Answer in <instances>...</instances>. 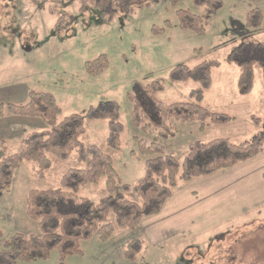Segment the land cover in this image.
<instances>
[{"label":"rangeland","instance_id":"obj_1","mask_svg":"<svg viewBox=\"0 0 264 264\" xmlns=\"http://www.w3.org/2000/svg\"><path fill=\"white\" fill-rule=\"evenodd\" d=\"M113 1L109 8L85 4L81 10V0H0V156L18 152L22 137L47 128L40 118L13 115L4 108L8 103H27L30 92L51 93L61 108L58 120L79 114L86 131L82 142L107 153L124 184L134 185L144 175L147 157L139 153L134 135L146 142L156 139L166 154L182 162L194 141L227 138L240 143L264 132L261 70L254 69L253 88L243 93L233 57L236 48H247L252 54L256 45L264 44V0H221L222 7L201 36L177 25L178 9L204 13L191 0ZM254 7L262 11L263 22L257 29H248L245 16ZM152 28L162 32L155 34ZM102 54L107 67L91 71L89 63ZM209 58L220 65L212 70L211 85L197 102L189 93L198 83L172 81L168 74L177 64L192 67ZM152 82L160 83L156 97L165 104L198 103L234 120L207 121L200 129V122L171 119L176 134L167 140L158 137L154 126L141 132L132 126L130 97ZM102 99L115 100L120 107L123 133L118 150L106 144L107 122L86 117L88 108ZM50 158L43 178L36 174L35 162L20 160L10 186L0 190V249L14 232L39 233L37 222L26 212L29 190L57 188L67 169L85 167L76 151L67 160ZM263 166L264 150L253 160L204 178L200 186L194 182L200 195L195 199L192 194L188 202L183 199L182 210L162 211L144 219L136 230L115 228L106 242L93 235L81 241L82 253L67 256L64 264H264ZM210 188H214L212 195ZM78 195L96 204L106 195L104 179L82 186ZM125 196L136 199L131 193ZM108 221L113 222L112 215ZM133 238L142 247L128 258L124 249ZM17 264H59L58 253L52 250L47 258Z\"/></svg>","mask_w":264,"mask_h":264},{"label":"trees","instance_id":"obj_2","mask_svg":"<svg viewBox=\"0 0 264 264\" xmlns=\"http://www.w3.org/2000/svg\"><path fill=\"white\" fill-rule=\"evenodd\" d=\"M175 4L177 0H170ZM204 13L199 15L188 9L176 10L179 29L196 35H203L210 18L222 7L221 0H191ZM81 10L85 4L100 8H109L113 0H81ZM263 22L262 11L251 8L245 16V26L257 29ZM153 33L162 30L152 28ZM257 49V50H256ZM251 54L247 48H236L233 57L239 66L238 86L243 93H250L254 84V69L261 70L264 80V44L253 48ZM105 55H100L89 63L91 71H102L107 67ZM217 59L209 58L189 67L177 64L169 71V79L177 82L192 80L199 87L190 91L197 102L203 99L204 91L212 82V70L219 67ZM160 83L152 82L130 97L132 105V126L146 131L154 126L162 140L173 138L176 130L169 124L171 119L180 122H200V129L209 121L225 124L233 117L211 112L198 103H163L156 93L161 90ZM150 108L147 109L145 105ZM6 111L17 116L37 117L43 120L47 128L32 131L23 137V145L18 152L0 156V190L10 186L12 173L20 160L35 162L36 174L44 177L51 166V156L58 160H67L73 151L77 160L84 162V168H69L60 177V186L53 189H31L26 198L27 215L37 222L38 234L24 235L14 232L2 243L0 264H17L37 258H47L52 250L58 253L59 264L69 255L81 254L80 243L97 235L106 242L115 228L136 230L146 218L159 215L166 202L171 198L178 182H189L195 178L207 177L220 170L229 169L239 163L255 158L264 150V132L240 143L227 138H215L207 142L194 141L188 145L187 153L178 161L166 154L163 145L154 139L146 142L134 135L138 151L147 158L144 161V175L134 184L121 182L113 168L111 157L95 144L86 146L81 137L85 134L83 118L79 114H69L58 120L61 108L56 98L48 92H30L25 104L4 106ZM3 105L0 104V117ZM152 110V111H151ZM151 112L154 114L152 116ZM89 120L107 122L106 144L115 150L122 145L123 125L120 121L119 104L112 99H102L96 106L86 111ZM257 120V119H256ZM104 179L106 195L96 204L79 196V189L86 184H98ZM131 193L136 199L125 194ZM109 215L113 222L108 221ZM139 239H131L124 249L126 257H135L141 250Z\"/></svg>","mask_w":264,"mask_h":264},{"label":"crops","instance_id":"obj_3","mask_svg":"<svg viewBox=\"0 0 264 264\" xmlns=\"http://www.w3.org/2000/svg\"><path fill=\"white\" fill-rule=\"evenodd\" d=\"M22 139H23V137H22ZM255 158H253V159H255ZM253 159H251V160H253ZM247 161H250V160H247ZM247 161H245V162H247ZM242 163H244V162H242ZM216 173H214L210 176H207V177L195 178L189 182H181V181L178 182L177 186L173 189L171 198L166 202L165 207L163 209V212L168 211V212H171V214H174L177 211L182 210L184 208L183 199L186 202L191 201L192 198H194L192 196V194H195L196 195L195 199H197L198 198L197 196L200 195V190H197V188L194 187V182H195V185L200 186L201 182H202V180H204V178H211ZM261 174H262V177L264 178V170ZM259 175H260V173H258V177H259ZM260 177H261V175H260ZM192 185H193V187H192ZM214 193H215L214 188L213 189L210 188L209 195H212ZM163 212H161L160 214H162ZM159 215H157V216H159Z\"/></svg>","mask_w":264,"mask_h":264}]
</instances>
